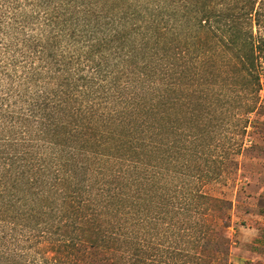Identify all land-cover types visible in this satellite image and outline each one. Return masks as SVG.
Segmentation results:
<instances>
[{
    "label": "trees",
    "instance_id": "16d2710c",
    "mask_svg": "<svg viewBox=\"0 0 264 264\" xmlns=\"http://www.w3.org/2000/svg\"><path fill=\"white\" fill-rule=\"evenodd\" d=\"M263 7L0 0V264H212L230 202L205 187L257 109Z\"/></svg>",
    "mask_w": 264,
    "mask_h": 264
},
{
    "label": "rangeland",
    "instance_id": "374dc122",
    "mask_svg": "<svg viewBox=\"0 0 264 264\" xmlns=\"http://www.w3.org/2000/svg\"><path fill=\"white\" fill-rule=\"evenodd\" d=\"M264 18V7L262 12ZM255 36L264 37V28H254ZM260 78L259 100L257 109L247 115L250 123L242 141L240 153L234 159H227L224 163L226 171L216 183L206 185L205 191L213 196L230 202L228 219H224L219 211L209 212L206 220H212L217 229L226 221L229 246L212 244L201 240L200 245L212 249L215 254L212 264H264V59L260 58L258 66ZM226 78V85L232 82L230 76ZM235 86V85H234ZM226 87V86H225ZM224 89V88H223ZM236 86L225 92L221 105L225 120L221 128H227L232 133L231 143H240L238 126L246 117L239 106L237 107L239 92ZM222 95V94H221ZM250 95L248 96L249 99ZM237 148V147H236ZM235 148V149H236ZM234 149V150H235ZM210 215V216H209ZM219 242V240H218ZM220 243V242H219ZM227 251L225 261L222 260L220 251ZM191 252L194 249L191 248ZM206 253H204V256ZM217 256V257H216ZM211 257V256H209Z\"/></svg>",
    "mask_w": 264,
    "mask_h": 264
}]
</instances>
